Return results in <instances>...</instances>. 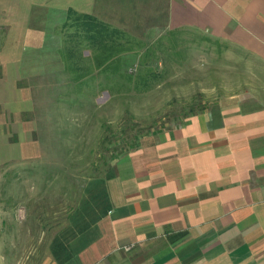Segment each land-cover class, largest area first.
I'll return each mask as SVG.
<instances>
[{"label":"crops","instance_id":"0c3cea01","mask_svg":"<svg viewBox=\"0 0 264 264\" xmlns=\"http://www.w3.org/2000/svg\"><path fill=\"white\" fill-rule=\"evenodd\" d=\"M69 16L150 39L200 31L260 63L262 87L116 159L96 219L40 264H264V0H0V172L44 153L34 61Z\"/></svg>","mask_w":264,"mask_h":264},{"label":"rangeland","instance_id":"374dc122","mask_svg":"<svg viewBox=\"0 0 264 264\" xmlns=\"http://www.w3.org/2000/svg\"><path fill=\"white\" fill-rule=\"evenodd\" d=\"M92 21L69 16L55 41L41 45L47 58L34 61L46 104L44 153L0 172V244L10 264H40L59 250L67 255L98 216L116 159L222 101L255 94L248 86L262 87V75H255L261 64L229 42L195 30L143 38ZM101 40L109 49L99 47ZM119 55L122 68L107 66L105 75L96 68ZM129 70L146 81L137 85L135 78L131 86Z\"/></svg>","mask_w":264,"mask_h":264},{"label":"trees","instance_id":"16d2710c","mask_svg":"<svg viewBox=\"0 0 264 264\" xmlns=\"http://www.w3.org/2000/svg\"><path fill=\"white\" fill-rule=\"evenodd\" d=\"M98 44H99V47H102V43L100 42V41H98ZM113 47V46H112ZM111 47V48H112ZM105 48H106V45H105ZM110 60H112L111 62H110ZM116 61V62H115ZM122 61L123 60H116V59H104V60H101V63H99V64H97V67L96 68H101L102 67V70L101 71H103L102 73L105 75L106 74V72H107V70H105L106 69V67L108 66V67H110L111 69H115V68H122ZM110 62V63H109ZM128 61H126V63H127ZM109 63V64H108ZM138 66H143V64L141 63V64H137ZM105 70V71H104ZM97 74H101V72H99V73H97ZM120 77L122 76V75H119ZM153 76V75H152ZM154 76H156V75H154ZM124 77L125 78H127V80H129V82H130V84H131V86H133V83H134V81H135V78H136V81H135V84H137V85H139V84H141V83H143V80H145L146 81V79H142V80H140L139 79V77H140V75L139 74H135L134 73V71L133 70H129V72H128V74H125L124 75ZM157 77V76H156ZM119 83V82H118ZM130 89H132V87L130 88ZM133 90H135V91H133ZM133 90H130V91H133V92H136L137 91V88H135V87H133ZM112 90H110L109 91V93L111 92ZM112 93V92H111Z\"/></svg>","mask_w":264,"mask_h":264}]
</instances>
